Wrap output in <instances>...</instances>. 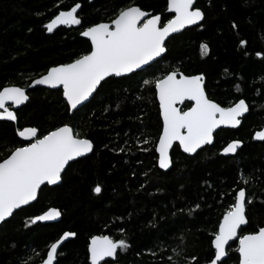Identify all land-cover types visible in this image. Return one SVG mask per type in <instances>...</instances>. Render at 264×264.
Wrapping results in <instances>:
<instances>
[{
  "label": "trees",
  "instance_id": "16d2710c",
  "mask_svg": "<svg viewBox=\"0 0 264 264\" xmlns=\"http://www.w3.org/2000/svg\"><path fill=\"white\" fill-rule=\"evenodd\" d=\"M134 2L146 11L169 16L167 0ZM76 3L81 5L82 24L48 34L44 25ZM128 3L0 0V89L27 88L48 68L71 62L89 48L81 32L108 22ZM196 8L204 13L200 26L171 38L163 58L143 71L110 78L73 115L61 90L35 89L16 112L17 126L0 121L3 155H7L5 145L19 140L15 129L25 126L43 133L69 123L94 144L89 157L68 166L60 185L43 186L34 204L0 225V264H41L48 246L65 231L77 235L62 247L57 264H90L87 243L93 235L128 243L108 264H206L214 255L212 232L232 202L233 190L241 186L253 199L246 206L249 223L244 231L264 225V141L253 138L264 128V0H198ZM202 44L208 45L206 54ZM174 69L186 75L203 74L210 98L222 106L245 99L250 111L240 128L220 130L214 144L194 157L175 146L172 168L163 172L155 152L162 128L158 100L144 81ZM145 139L150 142L142 143ZM233 139L243 142L242 149L236 156H221V149ZM96 184L102 188L99 194L92 190ZM50 207L61 211L60 222L27 223ZM237 247L238 241L229 247L222 264H237Z\"/></svg>",
  "mask_w": 264,
  "mask_h": 264
},
{
  "label": "snow or ice",
  "instance_id": "6c2138e0",
  "mask_svg": "<svg viewBox=\"0 0 264 264\" xmlns=\"http://www.w3.org/2000/svg\"><path fill=\"white\" fill-rule=\"evenodd\" d=\"M193 4L194 0H167L169 16L164 17L146 11L134 0H129L108 22L92 24L81 32V36L90 41L87 51L71 62L48 68L46 74L32 81V85H47L61 90L67 110L78 109L110 78L136 74L157 58H162L166 52V41L172 34L203 20L204 13ZM80 8L81 5L76 3L68 10L59 11L44 27L51 33L59 25H81L82 20L77 15ZM233 27L236 25L233 24ZM245 43L241 41L242 45ZM201 51L206 54L208 45L202 44ZM256 55L262 54L258 52ZM144 84L152 86L162 121L155 144L160 169L167 170L172 165L170 150L174 145L184 153L195 154L204 146L214 143V133L218 129L237 128L241 125V117L249 112L245 99L222 106L210 98L203 74L186 75L174 69L153 80H145ZM28 99L24 87L6 86L0 89V120L17 122L14 108ZM15 135L19 138L18 142L5 145L7 155L0 154V222H5L14 216L16 210L36 201L42 186L57 184L70 161L94 151L93 141L69 123L43 133L35 126L17 127ZM253 138L264 141V130L256 131ZM149 142L147 139L142 141L144 144ZM242 143L239 139H233L221 149V153L235 154ZM143 150L149 151L147 148ZM243 183L248 184L249 180L244 178ZM92 190L99 194L102 188L96 184ZM252 203L253 199L245 187L233 190L232 202L212 232L210 243L214 255L206 264L222 261L227 255L226 246L230 241H238L235 249L237 264H264V225H258L248 232L242 228L249 223L246 206ZM60 216L58 208L50 207L30 217L27 223L53 221ZM76 235L72 231L63 232L48 246L46 258L41 257V264H57L59 247L69 237ZM128 247L123 238L93 235L87 243L90 264H108L107 258H115L118 249ZM191 259L197 260L195 256Z\"/></svg>",
  "mask_w": 264,
  "mask_h": 264
},
{
  "label": "water",
  "instance_id": "95a60500",
  "mask_svg": "<svg viewBox=\"0 0 264 264\" xmlns=\"http://www.w3.org/2000/svg\"><path fill=\"white\" fill-rule=\"evenodd\" d=\"M197 2H198V0H194V4H193V6H194L195 8H196V4H197ZM77 15H78V10H77ZM203 21H204V18H203L202 21L198 22V24H196V25L186 26V27H185L184 29H182L180 32L172 34V35L168 38V40L166 41V44H167V42H168L171 38H173L174 36L180 35V34L183 33L184 31H186L187 29H191V28H194V27L200 26V25L203 23ZM73 26H75V25H71V26H68V25H59L56 29L53 30V32H51V33H49L48 31H47V32H48V34H53V33L56 32L57 30H59L60 28L73 27ZM82 37H83V36H82ZM83 38H85L86 40H88L86 37H83ZM88 41H89V40H88ZM89 42H90V41H89ZM165 54H166V52L163 54V56H164ZM162 58H163V57H162ZM162 58H157V60L154 61V62H152L151 65H153L155 62H157L158 60H160V59H162ZM151 65H150V66H151ZM147 67H149V66H145V68H147ZM138 72H140V70H138L137 73H138ZM131 75H133V74H129V75H127V76H122V77H115V78H124V77H129V76H131ZM204 77H205V76H204ZM205 83H206V78H205ZM25 89H26V94H27V95H28V93H29L30 91L35 90V89H47V90H52V91H58L57 89H52V88L48 87L47 85H32V83H31L27 88H25ZM95 94H96V93H94L93 96L90 97L88 101L84 102V104H83L82 106H78V109H76V110H70V113L73 115L76 111H78L79 109H81L83 106L87 105V104L93 99V97L95 96ZM28 96H29V95H28ZM28 101H29V99H28L24 104H22V105H20V106H18V107H16V108H14V110L17 112V111L20 110L22 107H24V106L28 103ZM188 103H190V102H186V104H188ZM249 111H250V108H249ZM248 114H249V112H248V113H245L244 116L241 117V124H242V122H243V119H244ZM0 121H6V120H0ZM7 122L13 123V124H15L16 126H17V124H18V121H17V122L7 121ZM240 126H241V125H239L237 128L222 127L221 129H218V130L214 133V142H215V135H216L220 130H223V129H232V130H234V129H238V128H240ZM262 130H264V128H263ZM257 141H259V142H263V141H261V140H257ZM213 144H214V143H213ZM213 144H212V145H213ZM212 145H206V146H204L202 149L198 150L197 153H195V154H187V153H184L183 151H182V152H183L185 155H187V156L194 157V156H195L196 154H198L201 150H203L204 148H206V147H208V146H212ZM175 146H176V145H174L173 148L170 150V155H171V153H172V151H173V149H174ZM242 147H243V143H242L241 148H239L235 154L223 155L222 153H220V155L223 156V157H233V156H236V155L239 153V151L242 149ZM181 150H182V149H181ZM91 154H92V153H89V154H87L85 157H80V158H77V159L74 160V161H70L69 164L66 166L65 171H66V169L68 168V166H69L70 164H72V163H74V162H76V161H78V160H81V159L87 158V157H89ZM158 167H159V166H158ZM171 168H172V165H171L170 168L167 169V170H165V169H160V168H159V169H160L161 171H163V172H168V171L171 170ZM65 171H64V172H65ZM64 172L62 173V176H63ZM61 182H62V179H61L59 182H57V184H55V185H48V186H50V187H54V186L60 185ZM42 187H43V186H42ZM39 193H40V191H39ZM39 193H38V196H39ZM36 201H37V200H36ZM36 201L31 202L29 205L23 206L21 209L16 210V212H18V211H20V210H22V209H24V208H27V207L31 206V205L34 204ZM16 212H15V213H16ZM15 213H14V214H15ZM246 216H247V214H246ZM11 218H12V217L8 218L5 222L9 221ZM61 218H62V215H61L60 217H58L56 220H53V221H43V222L37 221V222L35 223V225H38V224H54V223H58V222L61 221ZM3 223H4V222H0V225L3 224ZM247 226H248V225H246V226H242V228L245 229V228H247ZM74 238H75V237H69L66 241H64V242L61 244V246L59 247V249H58V253L60 252V250L62 249V247H63L68 241H70V240H72V239H74ZM234 242H236V241H230V242H229V245L226 246L227 255H226L225 257H223V258H222V261L218 262V264H222V263L228 258V249H229V247H230ZM119 250H120V249L117 250V256H116L115 258H107V261H108V262H115V261L117 260ZM57 257H58V256H57ZM89 261H90V260H89Z\"/></svg>",
  "mask_w": 264,
  "mask_h": 264
},
{
  "label": "bare ground",
  "instance_id": "6f19581e",
  "mask_svg": "<svg viewBox=\"0 0 264 264\" xmlns=\"http://www.w3.org/2000/svg\"><path fill=\"white\" fill-rule=\"evenodd\" d=\"M261 131V130H260ZM257 141V139H255Z\"/></svg>",
  "mask_w": 264,
  "mask_h": 264
}]
</instances>
